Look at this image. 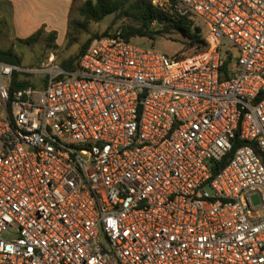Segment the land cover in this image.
Here are the masks:
<instances>
[{
	"label": "built area",
	"instance_id": "1",
	"mask_svg": "<svg viewBox=\"0 0 264 264\" xmlns=\"http://www.w3.org/2000/svg\"><path fill=\"white\" fill-rule=\"evenodd\" d=\"M176 8L202 52L0 61V264H264V0Z\"/></svg>",
	"mask_w": 264,
	"mask_h": 264
},
{
	"label": "rangeland",
	"instance_id": "2",
	"mask_svg": "<svg viewBox=\"0 0 264 264\" xmlns=\"http://www.w3.org/2000/svg\"><path fill=\"white\" fill-rule=\"evenodd\" d=\"M87 0H77L72 9L69 23L61 22L52 30L41 28V34L31 43H23L35 33H27L23 28L13 26L11 21V8L7 3L0 1V51L12 52L20 58L21 66L26 70H35L50 57L54 56L58 64L68 63L77 57L87 44L104 34L121 33L129 26L137 24L129 18L122 17L119 13L107 16L97 23L87 21L80 13L81 7ZM199 26L200 20L193 19ZM155 27V26H154ZM138 44L152 47L153 49L174 56L178 53L194 55L200 51L198 45H190L189 41L180 35L171 34L156 41L147 39L137 40ZM32 74H23V80L38 89L39 81ZM255 206L260 205L258 195H252Z\"/></svg>",
	"mask_w": 264,
	"mask_h": 264
},
{
	"label": "trees",
	"instance_id": "3",
	"mask_svg": "<svg viewBox=\"0 0 264 264\" xmlns=\"http://www.w3.org/2000/svg\"><path fill=\"white\" fill-rule=\"evenodd\" d=\"M176 4L177 0H170L168 7L163 9L154 6L149 0H87L81 7L80 13L87 21L97 23L116 13L131 19L137 25L129 26L121 32L128 41L136 42L140 39L156 41L168 35L177 34L189 41L190 45H198L200 49L198 53L202 52L207 47L204 29L200 25L196 26L189 15L181 14L177 10ZM39 34H41L40 31L21 42L31 43L37 39ZM105 36L110 35L104 34L97 38ZM93 41L89 42L77 57L68 63H63L62 66L66 69H76L78 60L89 50ZM0 61L21 66L20 58L9 51H0ZM237 147L235 146V149Z\"/></svg>",
	"mask_w": 264,
	"mask_h": 264
},
{
	"label": "crops",
	"instance_id": "4",
	"mask_svg": "<svg viewBox=\"0 0 264 264\" xmlns=\"http://www.w3.org/2000/svg\"><path fill=\"white\" fill-rule=\"evenodd\" d=\"M11 8L13 26L27 33L41 28L52 30L61 22L69 23L77 0H0Z\"/></svg>",
	"mask_w": 264,
	"mask_h": 264
}]
</instances>
